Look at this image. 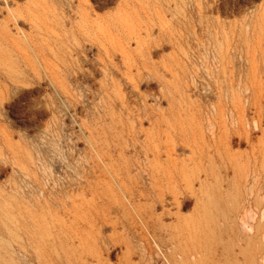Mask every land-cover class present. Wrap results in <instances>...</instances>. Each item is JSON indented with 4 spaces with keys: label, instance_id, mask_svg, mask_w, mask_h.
Wrapping results in <instances>:
<instances>
[{
    "label": "rangeland",
    "instance_id": "1",
    "mask_svg": "<svg viewBox=\"0 0 264 264\" xmlns=\"http://www.w3.org/2000/svg\"><path fill=\"white\" fill-rule=\"evenodd\" d=\"M39 1L47 7L42 18L53 24L59 0H0L1 7L26 11L8 26L21 40L31 31L26 8ZM142 1L146 42L140 49L148 53L149 71L138 88H124L145 99L151 119L142 128L151 129L163 113L162 200L153 193L132 199L113 179L99 133L110 120L101 117L98 73L72 77L77 97L70 103L47 79L27 80L0 106V264H59L50 246L53 225L82 202L83 213L98 219L84 227L90 264H249L241 253L251 248L242 222L260 225L264 240V0ZM120 2L89 5L106 16ZM128 47L135 51L136 42ZM77 52L85 67L95 61L96 48L83 39ZM0 58L2 68L16 74L17 57L7 43L1 42ZM245 131L251 141L240 137ZM106 147L118 160V148ZM141 160L147 169L154 166ZM135 169L145 175L144 168ZM143 183L150 189L148 180ZM224 214L229 225L218 220ZM33 219L50 224L25 242L22 225ZM260 256L264 264V248Z\"/></svg>",
    "mask_w": 264,
    "mask_h": 264
},
{
    "label": "bare ground",
    "instance_id": "2",
    "mask_svg": "<svg viewBox=\"0 0 264 264\" xmlns=\"http://www.w3.org/2000/svg\"><path fill=\"white\" fill-rule=\"evenodd\" d=\"M97 1L103 4L109 0ZM142 2V0H122L114 13L102 16L94 12L95 9L93 10L89 5V0H59L53 5L54 23L49 24L42 18L47 7L45 8L39 1L35 5L26 8L28 13H32L31 31L26 34L23 40L12 34L8 26L13 19L16 22L20 21L26 11L19 6L10 9L8 6H0V45L1 42L7 43L17 57L15 61L18 62V70L14 74L9 69L2 68L1 64L4 61L0 58V106L10 102L12 88L17 89L22 82L30 79L39 81L43 78L48 80L49 87L56 91L57 95L64 98L65 103L71 102L73 98L77 97L76 89L73 88L72 77L78 78L81 74L86 73L95 76L98 73L99 78L95 79L98 84L96 91L99 96L101 117L110 120L108 125L101 126L99 133L101 135L102 150L104 152L107 150L104 156L109 160V166L114 175V177L112 176L113 179L115 178L121 189L132 199L143 198V196L153 193L157 200H162L163 186L166 179L164 156H167V151L163 150V135L165 133L163 113L159 110L154 123H151V129L142 128L143 122L151 119L145 99L142 95L129 96L124 88L127 86L132 89L138 88L139 83L145 77V70L149 71L148 66H146L148 53L146 50L140 49L146 42L144 29L139 20H142L147 12L142 7L138 12V7L141 6ZM4 12L8 13L7 16H4ZM191 32L196 33L195 28H191ZM82 39L83 42H89L97 50L95 61L90 67H87V65L85 67L78 57V46ZM132 40L137 45L135 51L130 50L128 47V43ZM5 60L16 66L13 59L6 58ZM1 80L8 81L10 84L6 82L2 84ZM139 97L143 99L144 106L140 104ZM238 124L239 126L242 125L243 119L239 118ZM262 125L257 124L255 127L263 131ZM248 131L239 133V135L241 138L251 141V134ZM106 145L109 148L111 145L118 148V160H115L113 155L108 152ZM142 157L153 163L154 166L147 169L141 160ZM138 166L144 168L142 169V172L145 173L144 176L139 172L135 173L134 170ZM147 180L150 189L144 186L143 181ZM255 182H257L256 177ZM69 209V219L64 218L66 221H58L53 225L55 231L53 233L51 231V250L59 256V264H90L89 257H87L89 250L84 247L87 243L84 227L95 225L96 219H89L83 213V202L81 204L74 203L69 206ZM225 214L221 218L219 217L218 220L229 225L230 218ZM261 218H264V211L261 213ZM49 224L47 221L41 222L39 219H33L30 223H23V241L34 240L38 230L48 227ZM242 225L245 234L248 236L247 238L251 242V248L248 247L244 251L242 247L241 253L248 254L249 264H259L258 260L264 248V240L260 236V225L254 226L248 224V222H242ZM217 226L215 225V227ZM221 230H223L222 226ZM231 230H233L232 227ZM23 248L26 247L23 246ZM83 250L87 251L85 255ZM90 256H92L91 258H97L98 254L92 250ZM232 258L234 257L232 256Z\"/></svg>",
    "mask_w": 264,
    "mask_h": 264
}]
</instances>
